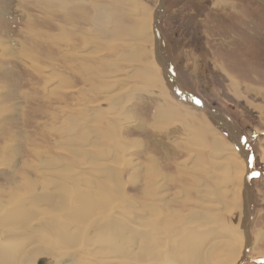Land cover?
<instances>
[{
  "label": "rangeland",
  "instance_id": "obj_1",
  "mask_svg": "<svg viewBox=\"0 0 264 264\" xmlns=\"http://www.w3.org/2000/svg\"><path fill=\"white\" fill-rule=\"evenodd\" d=\"M94 1L98 4L110 7L112 17L117 16V13L122 11L125 22V25H123L125 30L122 29V36H120L122 38L114 42L113 48L102 43L104 39L97 38L98 40H95V42L98 41V43L102 44V52L98 56L96 54L91 55V48L85 47L82 43V39H80L81 37L93 39L92 37L95 32V28L93 26H88V23H85L83 20H72L74 23L72 25V23L59 22L62 20L61 17H59L57 23L56 21L52 22V24L49 22L50 24L48 23V25L45 26L44 23L47 17L45 14L38 11L39 8L34 4L35 1L0 0V15L4 13L7 14L5 20H0V35L4 36V39L8 41V43L2 45V47L14 49L16 44L19 46L18 49H14V55L0 52V192L10 189L17 195L18 193L22 194L18 192L14 186L15 184L19 185L22 179L25 178L27 180H35L38 183V187H40L41 184L48 187L49 193H63L64 191L60 190H66L67 187L56 188L52 182L49 183L48 181V183H46L47 180H44L45 175L50 176L55 174L53 173L56 172L54 169H58L57 172L64 169H70V171L73 172L74 175L69 179H64L65 176L62 177L57 175L58 178L61 177L60 180L64 179L62 182L67 183L65 186H69L70 191L72 189H77L78 192L82 189L89 192L91 189L89 194L85 191L83 198L81 196L80 208L77 207L74 209L72 205L68 207L69 212L73 214L71 216L73 218L75 217V219H73L75 221L72 219V222L63 221L62 218L58 222L60 225L58 228L67 229L70 236H74V233H76L74 236L75 239L76 237L82 236L81 239L83 241L75 240L78 244L73 243V247L75 245H79V247L69 248L63 251L60 248L61 245H59L56 234H52L51 224H47L46 227L41 225L37 226L39 231L43 230L44 233L47 232L43 238L46 237L55 241L56 244L58 243L56 246L59 247V250L56 253L62 255L64 258L60 261L58 259L57 261V259H50L48 255V258L47 256H43V258L45 257L44 259L51 262V264H73V259H78L79 261L81 259V264H85L84 262L88 263L89 261L91 264H106L107 256L111 257L117 254V252L112 253L108 238L100 237L97 231L86 233L85 228L87 227L84 229H81V227L97 216L99 219H103L106 217V214L112 212V215L114 217L119 216L118 218H121V220H119L122 222L124 219H128V222H132V218L137 221L140 219L130 213L132 209L142 208V206L147 203H150V205L156 209H163L162 205L165 206L166 203L169 202L168 200L175 201V206L169 205L164 207L165 211L163 214L166 215L161 216L160 220H158L160 222V227H157L159 230H156V233L153 231L155 234L159 233V235H156V237L155 234L152 233V237L154 238L153 241L156 242L157 239L162 238L160 241L157 240L160 246L156 244V242L155 245H149L150 247L147 245V247L151 249L154 247L153 249L158 251H166V246L167 249H171L173 246L174 249L177 246L183 245L184 247L188 245V240L191 241L193 238V242L196 245L200 243V246H202V248L204 247L203 250H214V255L208 254L207 256L213 259H208L210 264H216V262L224 260L227 256V254H225L226 246L222 245L220 242L227 240V233L229 231H224L223 228L229 227L237 229L238 227L236 228V226H238V221L240 224L241 218L245 220L246 213L244 215V213L241 212L242 210H235L225 214L218 208L219 204L217 201H214V196L205 195V188L211 189L215 194L222 193L221 188L216 185L217 182L205 178L203 174L205 175L207 171L221 174V168L215 169L218 164L216 162H220L219 165H221V162L224 161H218V159L211 160V147H208L206 152L202 151V148H199L201 147L199 143L203 142V140L200 139V141L197 136L202 135L200 133L203 126L202 121L206 120L205 124L209 127V131H212L211 129L214 130V132L212 131L211 133L217 136L221 135L227 143L234 145L236 149L237 146L234 143V139L237 137L236 140L245 147L249 155V162L252 165H250L249 168L246 162L248 173L245 178V184L249 182V191L252 196V220L250 221L249 229L250 246H247L245 237V247L247 250H245L239 264H264V256H258L262 255L259 249L264 250V0H227L234 2L237 6H230L222 1L219 2V0ZM126 1L128 3H126ZM131 3H136V5L132 6ZM221 3L230 7L231 12L225 10L226 7ZM85 4L91 3H87L86 1ZM137 5L139 6L138 9L140 8L139 10L141 11L140 15L136 13L137 10L135 8H137ZM222 7H224V10ZM66 11L70 12V9L68 8ZM235 11L237 12L236 14ZM9 15L15 16L9 17ZM22 15L24 18H22ZM66 16L68 15L66 14ZM143 18L148 20L151 19L153 26V35L149 37L146 42L135 39L134 27L138 25L141 22L139 20ZM53 19H56L55 15ZM66 19L68 20V18ZM156 20L159 21L158 35L161 38L158 48H162L164 58L170 66V69H172L171 72L179 85L194 99V101L201 103L198 108L185 104L179 100V98H176V96L174 97L170 88H168L170 89V91H168L172 95L171 98L162 97L164 91L160 92L158 90L157 92L159 93H157L155 92L156 90H151L152 87L151 89H149V87L148 90L146 88L148 86H146L141 76L142 73L147 71L151 74H156L152 66L154 58H156L155 56L157 55V40L155 42L156 34L154 31ZM35 21L38 22L36 23ZM75 23L77 25H75ZM62 24L65 25V28L70 29L71 37L68 36L71 41L70 44H60L59 47L62 49L60 51L62 54L76 55L79 56V58L75 57L76 60L73 58L65 59V63L56 61L54 65L49 62V60H53L45 59L46 56H53L44 51L47 47H52L50 46L52 42L40 41L39 37H37L35 33H32V30L35 27H41L43 25L45 31L50 32L55 39H60V36H62L61 32L64 30L59 28L63 27ZM129 27H131V29ZM112 28L113 25L111 26V29ZM111 29L109 28L107 33H110ZM7 31L9 33L7 34V38H5L4 34L6 33L4 32ZM23 34L27 39H25ZM19 38L20 40H18ZM25 45L34 46L36 48V53L41 54L38 57L35 56L37 59H35V65H32L24 59V54L31 51L25 49ZM103 45H105V47ZM39 47L40 49H38ZM136 47L144 50V59H134L129 62L128 60L130 58L135 55L137 56L140 52L136 51V53H134V48ZM151 51H153L152 54ZM97 52H100V50ZM23 59L25 61L19 64ZM8 60L12 61L8 62ZM69 64L76 67L72 70L64 67V65L68 66ZM85 65L91 66L88 67ZM60 77L65 78V80L62 81L63 85H65L67 81L71 83L70 89H68L69 91L67 90V95H65L66 93L60 94L65 97V101L63 97L55 99L50 93L56 88ZM233 83L235 84L234 92L230 93L232 90L229 88ZM60 86L59 84V87ZM147 91H150V94ZM155 93L157 94L155 95ZM115 95H119V98L112 100L109 105L107 101ZM121 101L123 102L122 104ZM100 106L101 108H99ZM159 109L162 110V114L168 116L169 121H167V123L161 122V117L157 119L154 118L155 114H160ZM199 109H211L213 113L217 111V117H215L214 120L209 113ZM177 110L179 111L177 112ZM86 115L88 118H85ZM95 117H98V119L100 117L104 118L103 122L109 126V128L106 127L102 128V130L104 129L103 131L101 130L103 133L105 131V138H103L104 136L98 137V134L101 135V132L96 133L95 131L96 128L99 130ZM108 120L110 123H108ZM191 120L194 121V123L189 124ZM218 122H222L224 128H220L221 126H218ZM170 128L173 129L170 130ZM232 129L233 132H231ZM188 131L190 132L188 133ZM44 132L48 134V137H45ZM191 132H193L192 135ZM231 133L233 135L230 140ZM119 134H121L120 137H118ZM208 139L210 138L208 137ZM80 141H82V143ZM97 141L101 142V144L95 147L94 143ZM7 150H9V152H7ZM100 150L101 152L99 153ZM34 151L38 154L35 155ZM76 151H81V154L86 155L89 164L86 162L83 163L80 160L81 155H76ZM191 152L196 153V155L206 156L207 161L203 163L204 165L200 170H193V167H195L197 163L196 160L198 156H191L193 154ZM218 154H220V152H216V155ZM149 156L153 157L158 163L156 167L155 163L147 161ZM91 157L94 159L92 160ZM194 158L196 160H194ZM95 159H97L98 162H94ZM125 159L127 161H125ZM190 159L194 161L191 162ZM104 160L105 162H103ZM186 160L188 161V164L186 163L187 166L184 163ZM200 162L202 163V161ZM91 163H93V165ZM99 163L102 164L101 167ZM183 164L185 166H183ZM95 165L99 166L96 170L93 168H96ZM206 167L210 168V170ZM104 168L108 169L105 170ZM110 169H115V172L118 170L116 173L122 176V183L118 186L115 184L113 186V183L110 186V182H112L108 178V170ZM203 171L205 172L203 173ZM54 178H56V176H54ZM106 183L112 188L111 196L102 194L103 192L100 191V187L107 186ZM229 188L230 187H227L226 189ZM113 189L116 190L113 191ZM119 189L124 194H120V192H118L120 191ZM93 190H98V194L93 192ZM144 191H148V193L151 192L149 195H152L145 198ZM71 194H67V197H71V199L75 200V190ZM122 195L128 199L124 197L125 201L121 198ZM10 196L13 197L10 191L8 197L0 194V201H8ZM154 197H160L161 200L154 201ZM180 197L182 199H191V202H187L186 200L185 204H179L182 205L183 210L177 207L181 199ZM20 198V202L25 203L23 200L24 197L22 196ZM26 198L30 199V207L33 208L36 204V197H30V194H28ZM106 199L108 202L104 201ZM153 202H160L157 203L159 207H155L156 204L153 206ZM109 203H112V205ZM241 203L243 206V197ZM36 205L50 208L48 204L44 203ZM83 209H85V211ZM86 209H88L87 212ZM68 210L66 211L68 212ZM80 210H82V213ZM159 211L162 212L161 210ZM175 211L176 214L174 213ZM177 211H179V214H177ZM170 212H173V215H177V217L173 218L172 214H168ZM201 212L208 215L205 216L206 218H210V222L206 219L208 223H205V225H207V227L202 226L203 220H199V217L195 222L192 220V222H190L191 214H198V216H200ZM170 215L172 218L169 217ZM168 217L171 219L173 226H177L179 231L177 235L179 233L181 235L171 236L172 234L170 232H172L171 230L173 227L171 230L165 229L167 227H165V223L163 222H165ZM186 218H188V220ZM236 219H238V221H236ZM186 221H188L187 228L182 226ZM56 222L57 221L54 223ZM143 222L148 223V221ZM217 222H219L220 225H224L220 227ZM161 227H163V229ZM72 229H75L76 232ZM165 235H169V237L165 239ZM260 236H263L262 244H258L259 242H257L260 241ZM171 237H173L172 239L174 242ZM89 239L90 241H88ZM102 240L106 241L103 243ZM252 240L253 244L254 241L257 242V246L255 247L253 245L254 250L250 252ZM161 241H163V243H161ZM88 242L90 244H88ZM39 243L40 241L37 242V244ZM102 248H104V252ZM129 248L131 249L134 247H126L125 249L130 250ZM95 250L97 252L94 253ZM215 250L217 251L215 252ZM106 252L108 255L105 254ZM222 252H224V254H222ZM141 254V256H143L142 252ZM74 256L76 258H74ZM170 257H173L170 264L181 263L178 257L173 255H170ZM221 257H224V259ZM119 260L117 261L119 262L118 264H140L138 262L132 263L133 261L130 260L124 261V258H119ZM102 261H104V263ZM115 262L112 264H116ZM209 263H206L204 260L201 264ZM189 264H191V262H189ZM195 264L199 263L196 262Z\"/></svg>",
  "mask_w": 264,
  "mask_h": 264
},
{
  "label": "bare ground",
  "instance_id": "obj_2",
  "mask_svg": "<svg viewBox=\"0 0 264 264\" xmlns=\"http://www.w3.org/2000/svg\"><path fill=\"white\" fill-rule=\"evenodd\" d=\"M23 1H26V0H23ZM30 1V0H28ZM32 1H35L34 4L37 5V7L39 8L38 11L42 14H45V16L47 17L45 19V23L44 25H48L49 22H54L58 21V18L61 17V21L59 22H66V23H72V25L74 24L72 20H80V21H84L85 23H88V26H93L95 28V32H94V35H93V39H88V38H84V37H81L80 39H82V43L84 44L85 47H88V48H91V55H100L101 52H102V44L98 43V41L95 42V40H98V39H104V42L102 40V43H104L106 46L108 47H111L113 48L114 46V42H116L117 40H121L122 37V29L125 30V27L123 25H125V22H124V16H123V13L122 11H119L117 13V16H113L111 15L110 13V7L108 6H105L103 4H98L96 1L94 0H32ZM87 1V3H91V4H85V2ZM222 1L224 2V0H219V2ZM126 3H128L126 1ZM138 4V3H137ZM222 5L226 6L225 4L221 3ZM131 5H136V3H131ZM21 7V5H20ZM138 5H137V8H135L137 11V15H140L141 11L138 9ZM70 9V12L66 11L67 9ZM222 9L224 10V7H222ZM234 11V10H233ZM66 14L68 16H66ZM41 15V14H40ZM56 16V19H53V16ZM132 15V14H131ZM6 16L7 14L4 13V14H1L0 15V20H5L6 19ZM12 16H15V15H9V17H12ZM39 17V16H38ZM139 17V16H138ZM21 18V17H19ZM22 18H24V16L22 15ZM21 18V19H22ZM43 18V16H42ZM68 18V20L66 19ZM113 18V19H112ZM90 19V20H89ZM139 21H141L138 25H136L134 27V30H135V39L136 40H139L141 42L143 41H147V39L149 37H151L153 35V26H152V22H151V19H146V18H143V19H140ZM36 22V21H35ZM34 22V23H35ZM38 22V21H37ZM36 22V23H37ZM76 22V21H75ZM90 22V23H89ZM33 23V24H34ZM40 23V22H39ZM79 23V22H78ZM50 24V23H49ZM35 25V24H34ZM63 25V24H62ZM75 25H77L75 23ZM82 25V24H81ZM113 25V28L111 29V26ZM32 26V25H31ZM40 26V25H38ZM65 25H63V27H59L60 29H64L61 34L62 36H60V39H55L54 36L51 35L50 32H47L45 31L43 25L41 27H35L33 28L32 30V33H35L37 35V37H39L40 41H51L52 46L51 48L50 47H47L46 50H44L45 52L47 53H50L53 57L51 56H46V60L48 59H51L53 61H50V63H53L55 65L56 61L57 62H64L65 59H68V58H73L76 60V58H79V56H76V55H65V54H62L60 50H62L59 46L60 44L61 45H66V44H70V38L69 36L71 37L70 35V29H67L64 27ZM86 26V25H85ZM54 27V26H53ZM46 28V27H45ZM111 29V32L110 33H107L108 32V29ZM131 29V27H129ZM54 29V28H53ZM52 29V30H53ZM77 29V28H76ZM55 30V29H54ZM57 30V29H56ZM9 31V30H8ZM4 32L6 34L5 35V38H7V34L9 32ZM154 31H155V28H154ZM82 32V31H81ZM89 32V31H88ZM54 33V32H53ZM58 33H59V30H58ZM93 33V31H92ZM91 33V34H92ZM95 33H96V36H95ZM108 34V35H107ZM155 34H156V31H155ZM14 35V34H13ZM24 35V34H23ZM69 35V36H68ZM30 36V35H28ZM155 36V35H154ZM14 37V36H13ZM19 37V36H17ZM25 39L26 36L24 35ZM51 37V38H50ZM11 38V36H10ZM98 38V39H97ZM4 39V36L0 35V52H4V53H9L10 55H14L15 53V50L14 49H18L19 46L16 44L15 45V48H7V47H2V45H5L8 43V41L6 39ZM13 39V38H12ZM11 39V40H12ZM15 39V38H14ZM20 40V38L18 39ZM22 40V39H21ZM157 39H155V42H156ZM158 42V40H157ZM156 42V58H154V61H153V68L155 69V75L154 74H151L149 72H144L142 73V77L145 81V84L148 90L152 89L151 90H156L155 92H157L158 90L160 92H163V96L165 97H169L171 98L172 95L171 93L169 92L170 89L172 90L173 92V96L176 98H179V100H181L182 102H184L185 104H188L186 103L185 101L182 100V96L178 93V89L176 88H179L183 91L184 93V89L177 85V84H174L176 83V80H175V77L174 75L173 76H170L169 75V70H168V67L170 68V66L167 64V66L165 64H160L159 63V59L158 57L160 56V52H162V48L159 49L158 48V44H160V41L159 43L157 44ZM17 43V42H16ZM26 43V42H25ZM105 45H103L105 47ZM25 49H28V50H31L29 52H26V54H24V59L26 61H28L29 63H31L32 65H35L36 64V58L35 56H39L41 54L39 53H36V48L32 45H25ZM40 49V47L38 48ZM58 49V50H56ZM24 50V49H23ZM100 52H97L99 51ZM134 53H136V51H140L137 56L135 55L134 57L130 58L128 61H133L134 59H141L143 58L144 59V50L136 47L134 48ZM71 52V51H70ZM153 51H151V54H152ZM18 53V52H17ZM34 53V54H33ZM133 53V52H132ZM133 53V54H134ZM163 53V52H162ZM20 54V52H19ZM7 55V54H6ZM96 56V57H97ZM15 57V56H14ZM17 57V55H16ZM15 57V58H16ZM76 57V58H75ZM139 57V58H137ZM8 58V57H7ZM12 58V56H11ZM83 58V57H82ZM10 59V58H9ZM22 60L21 62H19V64L23 63L25 60ZM36 59V60H35ZM86 59V58H85ZM156 59V60H155ZM12 61V60H10ZM8 60V62H10ZM84 61V60H83ZM91 61V60H90ZM143 62V61H142ZM3 63V62H2ZM65 63V62H64ZM67 63V62H66ZM93 63V62H92ZM84 64V63H82ZM16 65V64H15ZM58 65V64H57ZM14 66V65H12ZM85 66H88V65H85ZM91 65H89L88 67H90ZM65 68H68V69H74L75 67L71 64H69L68 66H65ZM12 68V67H11ZM87 68V67H86ZM163 70H162V69ZM89 69V68H88ZM76 70V69H75ZM91 70V69H90ZM149 70V69H148ZM172 70V69H171ZM55 71V70H54ZM128 71V70H127ZM152 72V71H151ZM164 72V74H163ZM102 75V74H101ZM100 75V76H101ZM125 75V74H124ZM126 76V75H125ZM227 76V75H226ZM85 77V76H84ZM134 77V76H133ZM166 77V79H165ZM64 77H60L59 78V83L57 84L56 88H54L52 90V92H50L52 94V97H54L55 99L59 98V97H63V95H60L62 93H66L65 95H67L68 93V89H70V86H71V83L67 81V83L65 85H63L62 81L65 80V78L63 79ZM165 79V80H164ZM168 82H167V81ZM172 80V82H171ZM231 80V79H230ZM166 82H167V85H166ZM59 84L61 85L59 87ZM174 84V85H173ZM105 85V84H104ZM113 85V84H112ZM111 87V86H110ZM160 87V88H158ZM234 87L233 85L230 86V90H232L230 93H233L234 92ZM170 88V89H168ZM250 88V87H249ZM255 88V87H254ZM66 89V90H65ZM114 89V88H113ZM139 89V88H138ZM68 90V91H67ZM143 90V89H142ZM169 90V91H168ZM67 91V92H66ZM110 91V90H108ZM148 92V91H147ZM150 92V91H149ZM148 92V93H149ZM153 92V91H152ZM237 92V91H236ZM132 93V92H131ZM135 93V92H134ZM137 93V92H136ZM159 93V92H157ZM155 93V95L157 94ZM112 94V93H110ZM141 94V93H140ZM146 94V93H145ZM150 94V93H149ZM103 95V94H102ZM147 95V94H146ZM131 96V95H130ZM134 96V95H133ZM138 96V95H137ZM186 96H190L188 93L186 94ZM239 97V96H238ZM33 98V97H32ZM64 98V101H65V97ZM119 98V95H115L114 97H111L110 100H108V104L110 105L111 101L112 100H115ZM136 98V97H135ZM140 98V97H138ZM134 99V98H133ZM146 99V98H145ZM162 99V98H161ZM51 100V99H50ZM141 100V99H140ZM178 100V99H177ZM105 101V100H104ZM149 101V100H148ZM164 101V100H163ZM175 101V100H174ZM93 102V101H91ZM128 102V101H126ZM138 102V101H137ZM123 102L121 101V104ZM142 103V102H141ZM164 104V103H163ZM176 104V103H175ZM188 105H192L194 106L193 104H188ZM167 106V105H165ZM123 107V106H122ZM136 107V106H135ZM180 107V105H179ZM87 108V107H86ZM101 108V106L99 107ZM115 108V107H114ZM194 108H197L194 106ZM91 109V108H90ZM107 109V108H106ZM123 109V108H122ZM179 109V108H178ZM98 110V108H97ZM201 111H205L207 113H209V115L215 120V117H217V111H215V113L212 112L211 109L209 110H203V109H199ZM112 111V110H111ZM170 111V110H169ZM179 110H177L178 112ZM182 111V110H181ZM97 112V111H96ZM108 112V111H107ZM106 112V113H107ZM176 112V113H177ZM183 112V111H182ZM190 112V111H189ZM188 112V114H189ZM159 113L160 114H155L154 118L157 119L158 117H161V122L163 123H167V121H169L168 119V116L166 114H162V110L159 109ZM174 113V112H173ZM192 113V112H190ZM47 114V113H46ZM182 114V113H181ZM199 114V113H198ZM131 115V114H130ZM186 115V114H185ZM190 115V114H189ZM200 115V114H199ZM198 115V116H199ZM73 116V115H72ZM96 116V115H94ZM126 116V115H125ZM188 116V115H187ZM81 117V116H80ZM85 117V116H84ZM107 117V116H106ZM172 117H175V116H172ZM83 118V117H82ZM85 118H88V116L86 115ZM96 118V117H95ZM131 118V117H130ZM186 118V117H185ZM194 118V117H193ZM192 118V119H193ZM96 123H97V126L99 128V130L96 128V133H100L101 132V135L98 134V137L101 136L103 137L104 136V133L102 132V128H109V126L106 125V123L103 122V119L102 117H100L98 119V117L96 118ZM176 119V118H175ZM189 119V118H187ZM195 119V118H194ZM83 120V119H82ZM81 120V121H82ZM197 120V119H195ZM203 120V119H202ZM86 121V119H85ZM89 121V120H88ZM174 121V120H173ZM185 121V120H184ZM201 121V120H200ZM205 121H202V130L200 131V133L202 135H199L197 137H199L198 139H202L203 142H200L199 145L201 147L199 148H202L204 152H206L208 150V147L212 148V151H211V160L213 159H218V161H221V160H224L223 162H221V165L220 162H216L218 163L215 167V169L217 170V168H221L222 169V173L221 174H216L214 172H209L207 171V173L203 176L207 179H212L214 181L217 182V186L221 188V194H215L211 191V189H208V188H205L204 192L206 193L205 195H210L211 197L214 196V201H217V203L219 204L218 208L224 212L225 214L226 213H229V212H232V211H235V210H238V211H241L244 213H247V203H246V190L249 189V182H247V184H245V178L247 176V173H248V167L246 165V162L248 163V166L250 168V165H252L249 161H247V153H246V149L244 147L243 149V146H240L239 148V141L236 140V138L234 139L235 141V144L237 146V149L234 147V145L230 144V143H227L225 141V139H223V137L221 135L217 136L216 134L214 133H211L212 131L214 132L213 129H211L212 131H209V127L206 126L205 124ZM87 122V121H86ZM95 122V121H94ZM108 123H110V121L108 120ZM176 123V122H175ZM174 123V124H175ZM190 123H194V121L191 120V122L189 121V124ZM71 124V123H70ZM178 124V123H177ZM183 124V122H182ZM199 124V123H197ZM218 126H221L220 128H224L222 122H218L217 123ZM75 125V124H74ZM196 125V124H195ZM151 127V126H150ZM199 127V125H198ZM72 128V127H71ZM95 128V127H94ZM113 128V127H112ZM152 128V127H151ZM169 128V127H167ZM70 129V128H69ZM81 129V128H80ZM79 129V130H80ZM173 129V128H172ZM170 128V130H172ZM102 130V131H101ZM110 130V129H109ZM113 130V129H112ZM180 130V129H178ZM108 131V130H107ZM119 131V130H118ZM79 132V131H78ZM91 132V131H90ZM175 132V131H174ZM190 131H188L189 133ZM231 132H233V129L231 130ZM82 133V132H81ZM193 132H191V135H192ZM45 137L47 136L48 137V134L45 133ZM95 134V133H94ZM106 134V133H105ZM173 134V133H172ZM195 135H198L196 133H194ZM205 134V135H203ZM232 134V133H231ZM91 135V134H90ZM121 134H119L118 137H120ZM233 135V134H232ZM230 135V140H231V136ZM161 136V135H160ZM235 136V134H234ZM107 137V136H106ZM113 137V136H112ZM174 137V135H173ZM208 137L210 139H208ZM105 138V136L103 137ZM152 138V137H151ZM121 139V138H120ZM155 139V138H154ZM122 140V139H121ZM156 140V139H155ZM168 140V138H167ZM174 140H175V137H174ZM208 140V141H207ZM117 141V140H116ZM201 141V140H200ZM210 141V142H209ZM82 143V141H80ZM84 142V141H83ZM115 142V141H114ZM118 142V141H117ZM157 142V141H156ZM172 142V141H171ZM99 144H101V142L97 141L96 143H94V146L97 147L99 146ZM133 144V143H132ZM195 144V143H194ZM108 145V144H107ZM131 145V144H130ZM198 145V146H199ZM120 146V145H119ZM197 146V147H198ZM79 147V146H78ZM92 147V146H90ZM110 147V146H108ZM73 148V147H72ZM86 148V147H85ZM116 148V147H115ZM133 148V147H132ZM105 149V148H104ZM158 149V148H157ZM3 150V149H2ZM113 150V149H112ZM190 150V149H189ZM6 151V150H4ZM82 151V150H81ZM81 151H76V155H81L80 156V160L84 163L86 162L87 164H89V161H88V158L86 155L84 154H81ZM160 151V150H159ZM7 152H9V150H7ZM35 152V155H37L38 153ZM61 152V151H60ZM89 152V151H88ZM91 152V151H90ZM101 152V150L99 151V153ZM216 152H220V154L216 155ZM92 153V152H91ZM97 153V154H99ZM193 153L191 156H195L196 153L194 152H191ZM74 154V153H73ZM118 154V153H117ZM214 154V155H212ZM92 155V154H90ZM100 155V154H99ZM103 156V155H102ZM119 156V155H118ZM190 156V157H191ZM198 156V157H197ZM196 155L197 157V160L194 158V160H196V165L195 167H193V170L196 171L197 170H200L202 167H203V163H205L207 160H206V156L205 155ZM92 158V157H91ZM116 158V157H115ZM114 158V159H115ZM126 158V157H125ZM94 158H92L93 160ZM118 159V158H116ZM132 159V158H131ZM61 160V159H60ZM78 160V159H77ZM79 160V162H80ZM188 160V159H187ZM184 161L185 165L188 161ZM193 159L190 161L193 162L194 161ZM98 162L97 159L94 160V162ZM124 161V160H123ZM121 161V162H123ZM125 161H127L125 159ZM147 161H150V162H153L155 163V167H156V164H158L156 162V160L153 158V157H150L148 158ZM202 161V163L200 162ZM93 162V163H94ZM105 162V160L103 161ZM117 162V161H116ZM33 163V162H32ZM75 163V162H73ZM81 163V162H80ZM93 163H91L93 165ZM118 163V162H117ZM152 163V164H153ZM210 163V162H209ZM212 163H215V162H212ZM98 164V163H96ZM100 167H101V163H99ZM160 164V163H159ZM177 164V163H176ZM188 164V163H187ZM66 165V164H65ZM161 165V164H160ZM183 164V166H185ZM198 165V166H197ZM214 165V166H215ZM96 166V165H95ZM99 166H96L93 167L95 170L97 169V167ZM107 166V165H106ZM105 166V167H106ZM124 166V165H122ZM121 166V167H122ZM158 166V165H157ZM169 166V165H168ZM187 166V165H186ZM29 168V167H28ZM73 168V166H72ZM88 168V167H86ZM182 168V167H181ZM180 168V170H181ZM191 168V167H190ZM207 168V167H206ZM204 168V169H206ZM85 169V168H84ZM90 169V168H89ZM101 169V168H100ZM105 169V168H104ZM108 169V168H106ZM105 169V170H106ZM130 169V168H129ZM156 169V168H155ZM210 170V168H207ZM56 172L58 171V169H54ZM73 170V169H72ZM152 170V169H151ZM163 170V169H162ZM14 171V170H13ZM94 171V170H93ZM104 171V170H103ZM109 171V180L112 181L110 182V186L111 184L113 183V186L114 184L115 185H119L122 183V179H121V175L116 173L118 170H116L115 172V169H110L108 170ZM137 171V170H136ZM157 171V170H156ZM53 172V171H52ZM53 172L55 174H52L50 176H46L45 175V179L44 180H47L46 183H51L54 184L56 186V188H60V187H67L66 190H60V191H64L63 193L61 192H57V193H49V188L46 187V186H43L41 184L40 187H38V183L35 181V180H32V179H25L23 178L21 183L18 185V184H15L14 188L18 191V192H21L22 194L18 193L15 194L12 190L8 189V190H2L0 192V194L2 196H6L8 197L9 195V191L10 193L13 195V197L10 196L9 200L8 201H0V264H51V262L45 260L43 258V256H49V258L51 259H59L62 260L64 259L62 255H59L57 254L56 252H58L59 250V247H57L55 243V241H52L50 240L49 238H46L43 236L45 235V233L47 234V232L44 233V231H39L37 229V226L41 225L43 227H46L47 224H51L50 227H52V234H56L58 240H59V245H61V249L63 251H66L68 250L69 248H77L79 247V245H75L73 247V243H76L78 244V242H75L76 241H83L81 237H76V239L74 238L75 234L74 233V236H70V233L67 231V229H61V228H58L60 225H59V221L60 219L63 218V221H71V219H75V217L73 218L71 215L70 212H69V206L72 205V207L74 209H76L77 207L80 208L81 204V196L83 198V195L85 194V191L80 189L78 192H77V189H74L75 192H76V199L73 200L71 199L72 197V192H74V190L72 189L71 191L69 190L70 187L69 186H65L67 185L66 182H62L64 181L65 178L69 179L70 177H72L73 172L70 171V169H64L62 171H59V172ZM77 172V171H76ZM184 172V171H183ZM182 172V173H183ZM194 172V171H192ZM202 172V171H201ZM205 171H203L204 173ZM51 173V172H50ZM97 173V172H96ZM95 173V174H96ZM106 173V172H104ZM185 173V172H184ZM181 174V173H179ZM62 176L64 177V179L60 180V178H58V176ZM99 175V174H98ZM186 175V174H185ZM195 175V174H194ZM54 176H56V178H54ZM84 176V175H83ZM107 176V175H106ZM177 176V175H175ZM193 176V175H192ZM220 176V178H219ZM24 177V176H23ZM148 177V176H147ZM107 178V177H105ZM104 178V179H105ZM132 178V177H131ZM173 178V177H172ZM197 178V177H196ZM103 179V178H102ZM148 179V178H147ZM201 179V178H200ZM247 180V179H246ZM13 181V179H12ZM91 181V180H90ZM124 181V180H123ZM132 181V180H131ZM187 181V180H186ZM185 181V183H186ZM190 182V181H189ZM45 183V184H46ZM83 183V182H82ZM148 183V181H147ZM44 184V185H45ZM90 184V183H89ZM97 184V183H96ZM108 183H106L107 185ZM48 185V184H47ZM91 186V185H90ZM89 186V188H90ZM94 186V185H92ZM109 185L107 186H102L100 187V191H102L103 193L102 194H105V195H108V196H111L112 194V188L110 187ZM125 186V184H124ZM154 186V185H153ZM50 187V186H49ZM76 187V186H75ZM190 187V186H189ZM201 187V186H200ZM227 187H230L229 189H226ZM77 188V187H76ZM115 188V187H114ZM160 188V187H159ZM158 188V189H159ZM179 188V187H177ZM85 189V188H84ZM88 189V188H86ZM117 189V188H116ZM116 189H113L116 190ZM182 189V188H181ZM179 189V190H181ZM120 190V189H119ZM155 190V189H154ZM178 190V189H177ZM91 191V189H90ZM89 191V192H90ZM160 191V190H158ZM68 192V193H67ZM88 194L89 192L86 191ZM93 192L97 193L98 194V190L94 191ZM120 192V194H122L123 192L120 190L118 191ZM145 192V191H144ZM152 192H155V191H152ZM179 192V191H178ZM71 194V197L68 198L67 197V194ZM151 193V192H149ZM148 191L145 192V198H147L148 196H151L149 195ZM176 193V192H175ZM30 194V197H36L35 199V203L36 204H48L49 207L47 208H44L42 207L41 205H34L33 208L30 207V199H27L26 196ZM93 194V193H92ZM119 194V193H118ZM124 194V193H123ZM202 195V194H201ZM200 195V196H201ZM24 197V201L25 203H21L20 202V197ZM69 196V195H68ZM90 196V195H89ZM94 196V195H93ZM101 196V195H99ZM103 196V195H102ZM184 196V195H183ZM95 197H98V196H95ZM106 197V196H105ZM125 197V196H124ZM123 195L121 196V198H123ZM161 197V196H160ZM158 197H154V201L156 200H161V198ZM175 197V196H174ZM221 197V198H220ZM242 197L244 199V205L242 206V203H241V200H242ZM126 199H128L127 197H125ZM151 198V197H150ZM181 198V197H180ZM252 198V196H251ZM104 199V198H103ZM32 200V199H31ZM85 200V199H83ZM96 200V199H95ZM125 200V199H124ZM191 202V199H180V202L178 203L177 207L178 209H182L183 210V207L182 205H179V204H185V202ZM22 201V200H21ZM88 201V200H87ZM91 201V200H89ZM106 202H108V200H104ZM111 201V200H110ZM109 201V202H110ZM126 201V200H125ZM167 201V200H166ZM169 202L166 203V205H162L163 209H156L154 207H152L150 205V203H147L145 205L142 206V208H137L135 210H133L132 208V211L130 212L133 216H136L138 217L140 220H135L134 218H130L132 220V222H128L126 219L122 221L121 218H117L114 217L112 215V213H109V214H106V217L103 218V219H99L98 216L93 218V220L87 222L85 225H83L81 227V229H84L85 227V232H90V231H97L100 235V237L102 236V238H108L109 240V247L111 248V251L112 253L114 252H117V254L114 256H111V257H108L107 256V263L106 264H112L113 262H115L116 264H118L119 262H117L119 260V258H124V261L126 260H130V261H133L132 263L134 262H138L140 264H170L171 262V259L173 257H170V255H173V256H176L179 258L180 262L182 264H189V262H191V264H195L196 262H198L199 264L203 263V261L205 260L206 263H209V256H207L208 254H213L214 253V250L211 249V250H203L202 246H200V243L199 244H195L193 242V238L190 240H188V245L184 246H177L175 249H174V246L170 249L168 248L167 249V246H166V251L165 250H162V251H158V250H154L153 247L152 249L149 248L150 246L149 245H155V243L158 241H160V239H157L156 242L153 241V237H152V233H156V230H159L157 227H160V222L158 220H160V217L161 216H165L166 214H163L164 213V207H167V206H175V201L173 200H168ZM72 202V203H70ZM96 202V201H95ZM98 202V201H97ZM132 202V201H131ZM157 203H160V202H153V206H156L155 207H159L157 206ZM100 204V203H99ZM107 204V203H106ZM112 205V203H109ZM108 204V205H109ZM114 204V203H113ZM122 204V202H121ZM124 204V203H123ZM135 205V204H133ZM138 205V204H136ZM93 206V205H92ZM104 206V205H103ZM114 206V205H113ZM245 206V208H244ZM37 207V209H36ZM98 207V206H97ZM101 207V206H99ZM105 207V206H104ZM111 207V206H110ZM120 207V206H119ZM134 207V206H133ZM12 208V209H11ZM14 208V209H13ZM86 208V207H85ZM92 208V207H91ZM106 208V207H105ZM11 209V210H10ZM111 209V208H110ZM177 209V208H176ZM68 210V212L66 211ZM73 210V209H72ZM71 210V211H72ZM85 211V209H83ZM96 210V209H95ZM99 210V209H98ZM117 210V209H116ZM122 210V209H121ZM159 210H161L162 212H160ZM81 213H82V210H80ZM88 211V209H86V212ZM115 211V210H114ZM179 214V211H177ZM181 212V211H180ZM80 213V214H81ZM93 213V212H92ZM105 213V212H103ZM176 214V211L174 212ZM237 213V212H236ZM101 214V213H99ZM168 214H172L173 215V212L171 213H168ZM235 214V213H234ZM91 215V214H90ZM85 216V215H83ZM94 216V215H93ZM190 216V215H188ZM205 216H208V215H205V213L201 212L200 216H198V214H194L192 215L191 214V218H190V222H195V220L199 217V220H203L202 222V226H205L207 227V225H205V223H208L210 222V218H206ZM103 217V216H102ZM171 217V215L169 216ZM168 219L163 222L165 223V229H169L171 230L172 227L173 229L171 230L172 232H170L172 235L171 236H176L177 233L179 232L178 231V228L176 225L173 226L172 224V221L171 219ZM177 215H173V218H176ZM172 218V217H171ZM244 218V217H243ZM120 219V220H119ZM188 220V218H186ZM208 219L209 221L207 222ZM192 220V221H191ZM55 221H57L56 223H54ZM62 221V220H61ZM75 221V220H73ZM143 221H148V223H145ZM236 221H238V219H236ZM72 222V221H71ZM70 222V224H71ZM76 223V222H75ZM177 223V222H175ZM174 223V224H175ZM184 223V222H183ZM219 224V222H217ZM242 223V225H241ZM241 223L239 224V221H238V226H236L237 229H234V228H229V227H225L223 228L224 231H229L227 233V240L226 241H221L220 242L222 245H225L226 246V249H225V254H227L226 258L224 259V257H221L222 261L220 262H216V264H239L240 263V260L242 259V256L244 255V252L246 249V243L245 241L247 240V246L249 247L250 245V232H249V235H247V228L249 226V222L248 220H242L241 218ZM179 224V223H178ZM177 224V225H178ZM157 225V226H156ZM159 225V226H158ZM220 225V224H219ZM224 225V224H223ZM223 225H220L223 226ZM104 226V227H102ZM182 226H185L187 228L188 226V221H186V223H184V225ZM181 226V227H182ZM76 227V226H75ZM204 227V228H205ZM141 228V229H140ZM163 229V227H161ZM229 228V229H228ZM80 229V227H79ZM155 229V230H154ZM180 229V228H179ZM183 229V228H182ZM75 231V229H72ZM78 230V229H77ZM161 230V229H160ZM206 230V229H204ZM154 231V232H153ZM182 231V230H181ZM180 231V232H181ZM207 231V230H206ZM244 231H245V236H244ZM159 232V231H158ZM161 232V231H160ZM164 232V230H163ZM154 233V234H155ZM162 233V232H161ZM165 233V232H164ZM169 233V232H168ZM166 233V234H168ZM169 233V234H170ZM207 233V232H206ZM153 234V235H154ZM198 234V233H197ZM202 234V232H201ZM208 234V233H207ZM156 235H159L158 234H155ZM181 235L180 233L177 235L179 236ZM223 235V234H222ZM162 236V235H160ZM166 236V235H165ZM200 236H203V235H200ZM157 237V236H156ZM155 237V239H156ZM169 237L166 236L165 239ZM245 237H246V240H245ZM164 238V237H163ZM173 237H171L172 239ZM223 238V237H221ZM225 238V237H224ZM87 239V238H86ZM85 239V240H86ZM100 239V238H99ZM164 239V240H165ZM196 239V238H195ZM226 239V238H225ZM224 239V240H225ZM254 239V238H253ZM178 240V239H177ZM187 240V239H186ZM39 244H37V242H39ZM90 241V239L88 240ZM94 241V240H93ZM103 243L106 241L102 240ZM169 241V239H168ZM173 241V239H172ZM191 243H190V242ZM174 242V241H173ZM172 242V243H173ZM197 242V241H196ZM253 242V240H252ZM87 243V242H86ZM94 243V242H93ZM100 243V242H99ZM161 243H163V241H161ZM218 243V242H217ZM217 243H214L216 245H218ZM255 243L256 241H254V246H255ZM88 244H90L88 242ZM158 244V242L156 243ZM168 244V243H167ZM170 244V243H169ZM174 244V243H173ZM213 244V243H212ZM104 245V244H103ZM102 245V247H103ZM147 245L149 247H147ZM159 245V244H158ZM163 245V244H161ZM215 245V246H216ZM160 246V245H159ZM207 246V245H206ZM212 246V245H211ZM214 246V245H213ZM254 246L252 247V249L250 250H254ZM81 247V246H80ZM87 247V245H86ZM107 247V246H106ZM105 247V248H106ZM107 247V248H109ZM126 247H134V248H129L130 250H127L125 249ZM147 247V248H145ZM209 247V246H208ZM207 247V249H208ZM83 248V246H82ZM88 248V247H87ZM98 248V247H97ZM145 248V249H144ZM157 248V247H156ZM206 248V247H205ZM220 248V247H219ZM90 249V248H89ZM103 249V252H104V248ZM120 249H123V250H120ZM217 249V248H216ZM80 250V249H79ZM94 250V248H93ZM110 250V249H109ZM160 250V249H159ZM73 251V250H72ZM75 251V250H74ZM217 250H215L216 252ZM77 252V251H76ZM97 252L96 250L94 251V253ZM102 252V251H100ZM108 252V250H107ZM107 252L105 254H107ZM141 252L143 253V256H141ZM78 253L80 254V252L78 251ZM76 253V254H78ZM73 254V253H71ZM70 254V255H71ZM97 254V253H96ZM110 254V253H109ZM217 254V253H216ZM222 254H224V252H222ZM108 255V254H107ZM111 255V254H110ZM214 255V254H213ZM219 255V254H217ZM249 255V254H248ZM47 256V258H48ZM76 256V255H75ZM74 256V258H76ZM94 256V255H93ZM207 256V257H206ZM72 257V256H71ZM79 257V256H78ZM77 257V258H78ZM87 257V256H86ZM90 257V256H89ZM101 257V255H100ZM175 257V258H176ZM215 257V256H214ZM83 258H84V255H83ZM94 258V257H93ZM174 258V259H175ZM66 259V258H65ZM73 259V257H72ZM89 259V258H88ZM86 259V260H88ZM96 259V258H95ZM100 259V258H99ZM111 259V260H110ZM117 259V260H116ZM177 259V258H176ZM212 259V258H211ZM216 259V258H214ZM219 259V258H218ZM217 259V260H218ZM78 259H73V264H81V259L80 261ZM178 260V259H177ZM197 260V261H196ZM213 260V259H212ZM244 260V258H243ZM51 261V260H50ZM96 261V260H95ZM120 261V260H119ZM123 261V260H122ZM194 261H196L195 263H193ZM56 262V261H55ZM90 262V261H89ZM87 263V262H84L85 264H91L90 263ZM104 263V261H102ZM173 262V261H172ZM211 262V261H210ZM95 263V262H94ZM179 263V264H181ZM96 264V263H95ZM210 264V263H209Z\"/></svg>",
  "mask_w": 264,
  "mask_h": 264
},
{
  "label": "water",
  "instance_id": "obj_3",
  "mask_svg": "<svg viewBox=\"0 0 264 264\" xmlns=\"http://www.w3.org/2000/svg\"><path fill=\"white\" fill-rule=\"evenodd\" d=\"M158 24H159V21L158 20H156L155 21V24H154V26H155V31H156V39L158 40V43H159V41L161 40V38H160V36L158 35ZM157 43V44H158ZM157 46H159V44L157 45ZM158 59H159V63L160 64H165L166 66H167V61L165 60V58H164V55H163V53L162 52H160V56L158 57ZM168 70H169V75L170 76H173L172 74V72H171V69L168 67ZM176 80V79H175ZM171 82H172V80H171ZM174 84H177V85H179V83L176 81V83H174ZM173 84V85H174ZM180 86V85H179ZM176 89H178V93L182 96V100L183 101H185L186 103H188V104H193L195 107H197L198 108V106L199 105H201V103H198V102H196V101H194V99L191 97V96H186V92L184 91V93H183V91L180 89V87L179 88H176ZM204 110V109H203ZM232 135V134H231ZM231 138H232V136H231ZM234 143H235V141H234ZM240 146H242L241 144H240V142H239V148H240ZM243 149H244V147H243ZM245 150V149H244ZM246 151V150H245ZM247 153V152H246ZM249 155H248V153H247V161H249ZM246 203H247V213H246V220H248V222H249V226H248V228H247V235H249V229H250V221L252 220V217H251V210H252V198H251V194H250V191H249V189L248 190H246Z\"/></svg>",
  "mask_w": 264,
  "mask_h": 264
},
{
  "label": "crops",
  "instance_id": "obj_4",
  "mask_svg": "<svg viewBox=\"0 0 264 264\" xmlns=\"http://www.w3.org/2000/svg\"><path fill=\"white\" fill-rule=\"evenodd\" d=\"M224 3L225 4H228V5H230V6H232V5H236L234 2H230V1H227V0H224ZM237 6V5H236ZM226 8H225V10H227V11H230L231 12V8L230 7H228V6H225ZM237 12L235 11V14H236ZM238 16H239V14H238ZM241 82H244V81H241ZM231 85H235L234 83L233 84H231ZM262 238H263V236H260L259 237V239H260V241H257V242H259L258 244H262ZM256 242V243H257ZM255 243V247L257 246V244ZM252 247H253V242H252V245H251ZM252 247L250 248V249H252ZM259 251L261 252V254L262 255H258V256H264V250L263 249H259ZM250 252H251V250H250Z\"/></svg>",
  "mask_w": 264,
  "mask_h": 264
}]
</instances>
